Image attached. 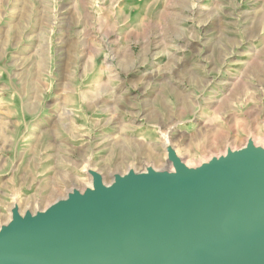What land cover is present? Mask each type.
<instances>
[{
  "label": "rangeland",
  "instance_id": "1",
  "mask_svg": "<svg viewBox=\"0 0 264 264\" xmlns=\"http://www.w3.org/2000/svg\"><path fill=\"white\" fill-rule=\"evenodd\" d=\"M248 148L264 151V0H0V234L98 172Z\"/></svg>",
  "mask_w": 264,
  "mask_h": 264
},
{
  "label": "water",
  "instance_id": "2",
  "mask_svg": "<svg viewBox=\"0 0 264 264\" xmlns=\"http://www.w3.org/2000/svg\"><path fill=\"white\" fill-rule=\"evenodd\" d=\"M128 175L0 234V264H264V151Z\"/></svg>",
  "mask_w": 264,
  "mask_h": 264
},
{
  "label": "bare ground",
  "instance_id": "3",
  "mask_svg": "<svg viewBox=\"0 0 264 264\" xmlns=\"http://www.w3.org/2000/svg\"><path fill=\"white\" fill-rule=\"evenodd\" d=\"M166 137H167V136H166ZM97 174H100V172H98ZM100 175H101V174H100ZM92 183H93V181H92ZM92 187H93V184H92ZM12 208H13V209H14V208L18 209L17 206H13ZM12 212H13V211H12Z\"/></svg>",
  "mask_w": 264,
  "mask_h": 264
}]
</instances>
